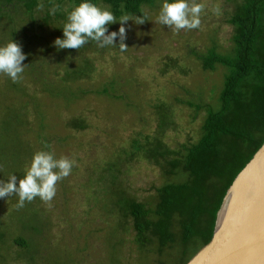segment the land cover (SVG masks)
<instances>
[{
    "label": "rangeland",
    "instance_id": "374dc122",
    "mask_svg": "<svg viewBox=\"0 0 264 264\" xmlns=\"http://www.w3.org/2000/svg\"><path fill=\"white\" fill-rule=\"evenodd\" d=\"M57 1L37 7L35 21L20 2L5 3L0 11V44L11 38L27 55L18 82L0 75V100L7 92L26 120L19 128V146L17 135L0 133V181L15 173L19 178L21 170L24 176L37 151L74 161L70 175L57 182L50 202L37 197L17 208V195L0 199V264H156L161 256L136 244L132 220L122 217L111 187L119 185L153 208L156 188L177 181L162 176L157 166L143 158L128 159L125 152L133 137L153 131L154 106L160 101L170 104L175 120L163 135L165 142L175 146L199 136L204 110L195 111L177 98L190 102L201 98L217 106L225 69L216 65L214 70H203L196 54L211 48L230 53L233 28L227 18L234 1L196 0L204 5L200 27L176 32L155 22L162 0H154L143 7L149 20L140 25L128 22L132 27L126 52L118 47L101 49L92 41L78 50H58L53 42L63 37L65 22L53 13ZM59 8L66 18L72 9L67 1ZM119 27L117 21L109 30ZM170 59L176 61L174 67H164ZM73 70H81L79 78L62 79ZM111 81L123 99L96 93ZM59 87L75 96H52L47 91L55 93ZM34 97L45 115L43 126L33 109ZM74 116L83 117L87 127H66L65 121ZM18 150L26 157L10 161ZM23 158L22 167L19 160ZM18 237L27 240L26 246L13 242ZM164 258L166 264L175 263V257L166 254Z\"/></svg>",
    "mask_w": 264,
    "mask_h": 264
},
{
    "label": "trees",
    "instance_id": "16d2710c",
    "mask_svg": "<svg viewBox=\"0 0 264 264\" xmlns=\"http://www.w3.org/2000/svg\"><path fill=\"white\" fill-rule=\"evenodd\" d=\"M14 1L20 2L22 8L31 13L33 21L36 20L34 11L37 7L52 4L51 0H0V11L5 8V3ZM65 1L72 8L80 2L58 0V7ZM153 1L92 0L98 5L108 6L117 18L125 13L145 15L143 7L151 6ZM232 1L233 10L227 18V23L233 28L230 53L221 54L211 48L206 53L196 54L203 70H214L216 65L225 69L217 106L212 102L203 103L201 98L195 102L177 98V101L193 106L195 111L204 110L199 136L195 140L178 142L175 146L165 142L163 135L174 127L175 120L170 104L160 101L154 106L156 123L153 131L133 137L125 152L128 159L143 158L157 166L162 176H173L177 181L166 182L156 188L157 202L153 208L135 200L119 185L111 187L115 198H118L122 217L130 216L132 220L136 244L142 251L156 252L161 256L156 264H166V254L170 259L175 257L174 264H186L210 240L216 213L226 190L264 142V0ZM58 7L54 15L66 22V13ZM175 62L170 59L164 67H174ZM80 71H67L62 79L75 80L79 78ZM19 90L22 89L16 91ZM47 91L52 96L67 94L69 99L75 96L73 91L61 87L55 93ZM96 93L123 99L117 93L114 81ZM1 95L0 133L17 135L19 146L22 137L19 128L26 122L24 112L11 104L12 96L8 99L7 92L5 97ZM32 103L38 112L40 126H43L45 115L40 104L35 97ZM86 125L81 116L65 121V126L70 129L83 130ZM20 152L18 150V155H13L10 161L26 157ZM19 161L23 167L24 158ZM19 178H23L22 170ZM13 242L23 247L27 244V240L21 237L13 239Z\"/></svg>",
    "mask_w": 264,
    "mask_h": 264
},
{
    "label": "clouds",
    "instance_id": "9594fccd",
    "mask_svg": "<svg viewBox=\"0 0 264 264\" xmlns=\"http://www.w3.org/2000/svg\"><path fill=\"white\" fill-rule=\"evenodd\" d=\"M203 11L204 5L196 0H162L155 22L167 25L176 32L182 29H198ZM146 20H149L146 15L127 13L117 18L111 10L93 3L92 0H80L68 12L66 22L61 27L63 37L56 38L53 43L58 50H78L92 41L101 49L118 47L121 52H126L127 32L132 27L128 22L140 25ZM117 21L120 22L118 30H109V25ZM26 58L21 45L11 38L0 44V75L8 77L12 82H18L25 71ZM73 165L74 161L67 157L57 158L51 151H37L33 154L23 178L12 174L6 181H0V199L17 195V208H22L26 201L31 202L37 197L50 202L56 195L57 182L70 175Z\"/></svg>",
    "mask_w": 264,
    "mask_h": 264
},
{
    "label": "water",
    "instance_id": "95a60500",
    "mask_svg": "<svg viewBox=\"0 0 264 264\" xmlns=\"http://www.w3.org/2000/svg\"><path fill=\"white\" fill-rule=\"evenodd\" d=\"M186 264H264V142L226 190L210 240Z\"/></svg>",
    "mask_w": 264,
    "mask_h": 264
}]
</instances>
